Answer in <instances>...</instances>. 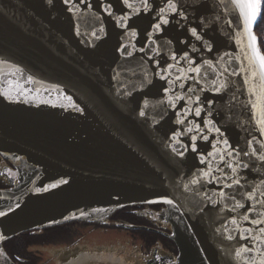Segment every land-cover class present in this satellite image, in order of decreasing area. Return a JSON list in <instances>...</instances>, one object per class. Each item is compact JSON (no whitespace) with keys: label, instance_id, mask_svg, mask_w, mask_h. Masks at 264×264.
<instances>
[{"label":"water","instance_id":"obj_1","mask_svg":"<svg viewBox=\"0 0 264 264\" xmlns=\"http://www.w3.org/2000/svg\"><path fill=\"white\" fill-rule=\"evenodd\" d=\"M129 2L141 11L133 13L123 0H0V154L24 156L35 164L23 188L0 189L5 201L0 204L4 214L0 215V243L26 230L97 217L125 205L158 202L170 217V238L180 258L176 264H246L259 254L242 253L243 259H236L238 248L252 247L240 235L244 229L264 225L241 217L256 200H264L260 195L264 161L235 152L229 157L222 141L227 139L231 148L242 153L250 151L248 141L253 137L257 141L264 137L251 118V106L244 104L249 96L247 87H241L243 76L229 75L240 68L239 61L229 63L225 55L238 51L235 17L227 10V0L224 4L177 0L187 21L169 13L171 23L149 40L159 8L167 0H148V11H143L141 0ZM125 15L129 19L121 21L126 23L122 28L117 20ZM185 24L200 25L197 30L203 42L192 38L182 27ZM132 31L136 36L130 35ZM173 52L177 58L188 52L196 64L208 59L214 65V70L199 74L197 87L205 91L192 93L193 100L199 95L203 102L193 104V108L203 107L201 117L189 113L183 125L175 121L187 101L171 107L163 92L169 85L156 75L174 63ZM187 67L181 60L169 70L170 78L180 76L179 69ZM221 72L223 76H218ZM145 73L150 82L145 81ZM224 77L236 84L219 93L212 91ZM183 83V89L177 84L170 94L186 93L193 82ZM145 100L149 103L142 117L139 112ZM204 118L212 124L206 127ZM191 121L203 132L179 137V144L170 139L174 131L193 126ZM217 127L220 133L209 130ZM193 135L197 136L195 153L191 151ZM181 144L188 147L184 156L172 151L173 147L182 151ZM252 147L257 155L264 151L259 143ZM209 152L213 155L208 156ZM227 162L249 167H238L233 173ZM192 179L198 183L192 184ZM234 179L240 180L239 186L233 185ZM254 188L253 199H246ZM221 191L227 195L222 197ZM237 201L245 207L233 211ZM230 234L232 240L226 238Z\"/></svg>","mask_w":264,"mask_h":264},{"label":"snow or ice","instance_id":"obj_2","mask_svg":"<svg viewBox=\"0 0 264 264\" xmlns=\"http://www.w3.org/2000/svg\"><path fill=\"white\" fill-rule=\"evenodd\" d=\"M70 0H65V3H69ZM83 2V0H81ZM221 4H224L225 0H220ZM124 5H126L129 9L133 10V13H138L141 11V8L135 7L134 3H130L129 0H123ZM261 5L262 0H227V10L230 12L231 15L235 17V42L237 45L238 51L235 54L232 53H226L229 57V63H231L233 60L240 62V68L234 69L231 73H229L230 76H237L242 75L244 78L243 86L247 87V92L249 99L244 102L245 106H251L252 111V120L255 121V123L259 126L258 131L261 135V137H264V52L261 51V49L258 46V38L255 36L253 32V27L258 23V17L261 14ZM141 7L143 11H148L151 7V5L148 3V0H141ZM173 13L176 16L184 19L187 21V16L185 12L182 10L180 6H178L177 0H167V4L164 7L159 8V13L156 16L157 22L152 24V32L148 34L149 40L152 39V35L155 32H162L164 31V26H167L171 23L168 14ZM129 19L127 15L118 18L117 23L120 27L125 28L126 23H121V21L126 22ZM229 25H232L233 22L229 20L227 22ZM182 27L187 28V32L190 33V36L194 38L196 41L203 42V36L200 32H198V28L200 25H197L196 27H187V24L182 25ZM101 31L103 29L101 28ZM95 35V33H93ZM131 36H136V32L132 31L130 33ZM99 39V37H96ZM170 43V42H169ZM181 43H184V41H181ZM208 50L211 51L212 47L211 45H207ZM121 49L126 51V46L121 45ZM141 52L144 51V49H140ZM153 53L156 56H159V53L156 49H152ZM192 51H198L197 49L193 48ZM128 56H131L132 53L128 52ZM149 59H152L150 57ZM170 59L174 61V63L167 64V68H162L156 75H159V78L161 80H166L169 87L163 88V92L165 93L167 97V101L170 104L171 107L175 108L176 103L180 101H187V107L183 110L182 114L177 113L178 119L175 121L176 124L183 125L186 122V118L188 117L189 113H193L195 117H201V114L203 112V107L197 106L193 108V104H202L201 97L199 95L195 96V100H193L192 93H195L197 91L204 92L205 89L203 87H197L200 84V78L199 74L201 72H205L207 74V70H214V65L211 60L204 59L202 64H196L195 61L192 59V57L189 56L188 52H184L183 56L177 58V55L175 52L172 53ZM222 59V58H221ZM183 60L187 63L188 67L187 69H179L180 76H177L175 78H170L172 76V73L169 71L170 69H174L179 65L180 61ZM157 66H159L160 61L156 60ZM165 63H167L165 61ZM219 63V61H217ZM19 71V69H17ZM195 73L196 75H188V73ZM224 72H227V68L224 69ZM218 76H223V72L218 73ZM115 79V77H114ZM145 81L150 82L147 80V73H145ZM183 81H192V86H189L187 88V92L183 94H175L171 95L173 88L176 87L177 84H179L180 88H184L185 84ZM213 85L217 84L216 80L212 81ZM229 84H236L235 81L229 80L227 77H224V79L219 83L218 86H216L214 89H211L212 91H215L217 93L223 91L228 87ZM239 90V89H237ZM119 91V89H118ZM130 94V93H125ZM6 95V93H5ZM205 99H207L205 97ZM235 99V97H233ZM148 101L145 100L143 102V107L141 108L139 115L145 116L144 108L148 107ZM160 103H164V101H160ZM207 104L211 105L213 104V100H207ZM193 126L186 128L184 131H174L171 136V140L175 143H181L179 140V137L187 136L188 133H191L193 131H196L198 134L203 132V129L200 127L198 123H195V121L189 122ZM204 124L205 126H209L212 124L211 120H208L207 118H204ZM210 131H215L217 133H220V129L217 128H210ZM222 135V134H221ZM204 140H208L207 136L202 137ZM191 140L193 143L191 144V151L193 153L198 151L197 144L195 141L197 140V136L193 135L191 136ZM219 142V141H218ZM224 145L227 147L223 149V151L229 156L232 157L233 153H236V156H240L241 154L244 156H256L257 159L260 161H264V151H260L259 154L258 150L253 148L252 145L254 143L260 144V149H264V141H257L255 137H253L252 140L248 141L249 149L248 152H240L237 151L234 148H231V146L228 145L227 139L222 141ZM181 147L183 148L182 151H177L175 147H173L172 151L175 152L179 156H184L185 152L188 151V147L186 145L181 144ZM213 149L216 150L215 143L213 144ZM213 153L209 152L208 156H212ZM220 160H224V156H220ZM206 158H201V163H205ZM227 167L232 169V172L235 173L237 171L238 167L242 168H248L249 165L247 163H238L237 166H233L232 163L227 162ZM219 171H223L222 169H218ZM202 171V170H201ZM204 176H207L208 173L204 172ZM213 179H217L216 177H213ZM192 184L198 183L197 179L191 180ZM261 184H264V181H261ZM233 185H240L239 179L233 180ZM233 185H225V187L231 188ZM54 186V185H53ZM185 188H187V185H185ZM256 188L253 189L251 193H248L246 196V199L252 200ZM39 191V189H37ZM220 195L222 197L226 196L227 194L223 191L220 192ZM260 195L264 196V192H261ZM168 204H172V200L165 201ZM213 204L216 203V201H212ZM256 205H260V208H257ZM245 205L239 201L235 204V207L232 209L235 211L237 208H244ZM248 213H253L257 216L256 219H250ZM0 215H4L3 213H0ZM242 220L249 221L253 225H264V200H256L255 203L247 209V212L241 217ZM233 224H236L237 221L235 219L232 220ZM246 233V234H245ZM228 240H232L234 237L233 235H228L226 237ZM240 239L245 241H250L252 243V247H249L248 244L242 245L240 248L236 250L235 258L236 259H243L242 253H251L256 252L259 254L258 258L256 256L249 257L246 260V264H264V250L261 249V245L264 244V227L259 228H247L244 229L243 232L240 235ZM159 259V257L157 258Z\"/></svg>","mask_w":264,"mask_h":264},{"label":"flooded vegetation","instance_id":"obj_3","mask_svg":"<svg viewBox=\"0 0 264 264\" xmlns=\"http://www.w3.org/2000/svg\"><path fill=\"white\" fill-rule=\"evenodd\" d=\"M35 164L28 158L20 156H2L0 155V189L23 188L27 183V177L34 169ZM5 201L0 198V203ZM132 224L137 227L126 228L131 233L133 230L141 229L143 233L129 235V238L139 241V250L137 255L141 264H174L177 260V249L172 240L168 237L170 233V224L167 213L162 204L146 203L127 205L113 213L85 219L81 221L68 222L66 224L46 227L40 230H28L17 234V240L20 241V247L27 240L23 239L27 233H36L40 235V240H53L57 235L76 232L79 228H72L73 225L89 226L91 230L102 229L105 232L111 231L116 226L122 224ZM64 226V230H61ZM81 229V228H80ZM49 230V232H48ZM13 242V239L10 240ZM31 242L26 245V255L23 257L14 256V264H37L35 258L27 254L28 246L37 243ZM9 249L14 250L13 243H10ZM7 257V256H6ZM159 257V259H157ZM0 264H8L4 259L3 250H0Z\"/></svg>","mask_w":264,"mask_h":264},{"label":"rangeland","instance_id":"obj_4","mask_svg":"<svg viewBox=\"0 0 264 264\" xmlns=\"http://www.w3.org/2000/svg\"><path fill=\"white\" fill-rule=\"evenodd\" d=\"M72 228L79 229L57 235L53 240L43 238L28 246L27 254L37 264H141L137 255L139 241L129 238L132 233H143L141 229L131 233L124 226H116L109 232L84 225ZM64 229L63 226L61 230Z\"/></svg>","mask_w":264,"mask_h":264},{"label":"trees","instance_id":"obj_5","mask_svg":"<svg viewBox=\"0 0 264 264\" xmlns=\"http://www.w3.org/2000/svg\"><path fill=\"white\" fill-rule=\"evenodd\" d=\"M255 32L259 39V45L264 52V0H262L261 5V14L258 18V23L255 26ZM49 231V230H48ZM40 235L36 233H27L23 239L27 240L23 243L20 247V241L17 240V235L12 236L6 240H4L0 246V250H3L4 254L8 255L9 257L13 258L16 257H23L26 255V245L31 242L40 241ZM13 239V242L10 240ZM10 243H13L14 250L9 249Z\"/></svg>","mask_w":264,"mask_h":264}]
</instances>
